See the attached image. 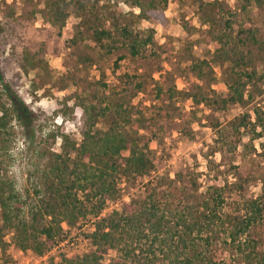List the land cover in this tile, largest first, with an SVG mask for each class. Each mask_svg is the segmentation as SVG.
<instances>
[{
	"label": "rangeland",
	"instance_id": "374dc122",
	"mask_svg": "<svg viewBox=\"0 0 264 264\" xmlns=\"http://www.w3.org/2000/svg\"><path fill=\"white\" fill-rule=\"evenodd\" d=\"M70 1L0 0V74L35 116L33 142L30 134L15 128L8 173L16 189L21 192L25 187L38 146L60 151L59 136L52 141L47 137L50 132L67 135L78 144L80 105L92 102L93 96L124 100L121 76L135 75L143 90L130 101L144 121L137 128V120H132L123 133L140 138V145L147 144L153 169L144 176L119 178L118 196L106 203L98 218L123 212L131 200L141 201L152 187L164 208L195 213L210 199L212 186L221 187L224 203L219 212L225 219L239 218L245 202L261 199L262 220L250 228L246 238L256 242L258 258L264 260V135L250 142L245 131L236 133L231 126L244 115L254 123V109L264 110V87L248 88L254 95L251 102L222 108L218 99L228 96L226 85L235 78L232 64L212 63L213 74L203 79L190 72L192 62H210L214 43L209 36L223 28L221 11L232 15L234 34L249 26L264 43V0L261 5L253 0H156L159 9H164L162 22L139 19L129 0H81L83 11ZM52 2L65 9L63 21L54 20ZM113 23H128L141 35L152 30L154 46L141 59L130 58L124 50L105 56L91 41L89 27L108 28ZM246 49L251 68L259 72L264 49L251 44ZM119 56L125 57L115 69L113 63ZM157 87L162 90L160 95ZM198 95L206 101L196 104ZM111 118L109 114L99 120L96 128L106 130ZM148 182L152 184L147 186ZM94 219L88 216L73 228L62 224L63 238L79 240L77 257L94 250L88 237ZM4 240L8 246L0 252V264H56L63 256L55 246L42 257L21 252L11 243V234ZM207 255L221 264H246L221 233ZM115 256L107 252L104 262Z\"/></svg>",
	"mask_w": 264,
	"mask_h": 264
},
{
	"label": "trees",
	"instance_id": "16d2710c",
	"mask_svg": "<svg viewBox=\"0 0 264 264\" xmlns=\"http://www.w3.org/2000/svg\"><path fill=\"white\" fill-rule=\"evenodd\" d=\"M253 1L258 5L263 3V0ZM70 2L80 11L85 10L81 0ZM128 3L138 10L139 19L164 21V9H159L156 0H129ZM52 7L54 20L63 21L65 9L58 2H52ZM220 15L223 28L209 36L214 43L210 62H192L190 72L203 79L213 74L212 63L230 62L235 78L226 85L228 96L219 98L218 103L222 108L242 106L254 98L252 92L247 91L249 87L257 84L264 87V65L259 72L251 68L246 45H256L263 50L264 43L257 40L255 29L249 26L234 34L232 15L227 11H221ZM111 25L89 27L91 41L107 57L124 50L130 58L141 59L147 49L154 46L152 30L141 35L128 23ZM1 29L0 25V32ZM70 43L76 44L75 40ZM124 57L116 58L115 69ZM121 80L120 93L127 97L124 100L93 96L92 102L80 105L81 140L78 144L64 134L50 132L47 135L52 141L59 136L60 151L36 148L26 185L20 192L8 173L13 161L15 128L30 134L29 140L33 142L35 116L16 92L3 83L0 74V252H5L8 244L4 238L11 234V243L16 249L42 257L63 239L62 224L73 228L81 219L91 216L96 218L94 230L88 236L93 252L81 257L61 256L56 264H221L207 255L220 233L246 264H264V260L258 258L256 242L246 238L250 228L262 220L261 199L245 202L239 218L225 219L219 212L224 203L221 187L212 186L210 199L203 201L195 213L164 208L155 199L152 187L141 201L131 200L123 212L115 211L98 218L106 203L118 196L119 178L144 176L153 169L146 154L147 144L140 145V138H129L123 133L134 119L137 128L143 125V114L130 101L143 90V83L137 76L128 74H123ZM161 91L157 87L158 95ZM198 97L194 98L196 104L207 99ZM109 114L112 118L108 128L97 129L98 121ZM253 115L254 123L244 115L231 125L236 133L245 131L250 142L264 135V110L255 108ZM151 184L148 182L147 186ZM109 251L116 256L106 263L103 257Z\"/></svg>",
	"mask_w": 264,
	"mask_h": 264
},
{
	"label": "built area",
	"instance_id": "2783aa9c",
	"mask_svg": "<svg viewBox=\"0 0 264 264\" xmlns=\"http://www.w3.org/2000/svg\"><path fill=\"white\" fill-rule=\"evenodd\" d=\"M102 216H104L103 213ZM95 220L96 218L94 221ZM53 249H60L61 252H63L62 255L66 258H71L78 255L79 251L81 250L79 240L73 236H65Z\"/></svg>",
	"mask_w": 264,
	"mask_h": 264
}]
</instances>
